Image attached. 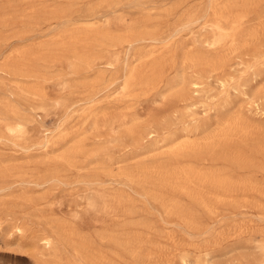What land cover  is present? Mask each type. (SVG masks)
Segmentation results:
<instances>
[{
  "label": "rangeland",
  "instance_id": "374dc122",
  "mask_svg": "<svg viewBox=\"0 0 264 264\" xmlns=\"http://www.w3.org/2000/svg\"><path fill=\"white\" fill-rule=\"evenodd\" d=\"M0 264H264V0H0Z\"/></svg>",
  "mask_w": 264,
  "mask_h": 264
}]
</instances>
